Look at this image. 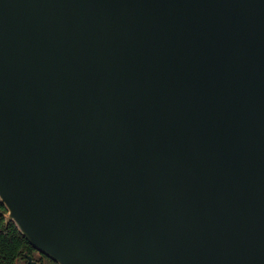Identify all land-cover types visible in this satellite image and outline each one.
<instances>
[{
  "label": "water",
  "instance_id": "1",
  "mask_svg": "<svg viewBox=\"0 0 264 264\" xmlns=\"http://www.w3.org/2000/svg\"><path fill=\"white\" fill-rule=\"evenodd\" d=\"M0 202L56 264H264V0H0Z\"/></svg>",
  "mask_w": 264,
  "mask_h": 264
},
{
  "label": "trees",
  "instance_id": "2",
  "mask_svg": "<svg viewBox=\"0 0 264 264\" xmlns=\"http://www.w3.org/2000/svg\"><path fill=\"white\" fill-rule=\"evenodd\" d=\"M6 209L0 202V264H15L16 260L29 255L33 259V254L37 253L19 233L12 222L5 221ZM40 257L38 263L56 264L47 257L37 253ZM27 263V261H26Z\"/></svg>",
  "mask_w": 264,
  "mask_h": 264
},
{
  "label": "rangeland",
  "instance_id": "3",
  "mask_svg": "<svg viewBox=\"0 0 264 264\" xmlns=\"http://www.w3.org/2000/svg\"><path fill=\"white\" fill-rule=\"evenodd\" d=\"M40 259L39 255L37 253L33 254V260H35L36 262H38V260ZM15 264H27L26 261L22 258H19L16 260Z\"/></svg>",
  "mask_w": 264,
  "mask_h": 264
}]
</instances>
